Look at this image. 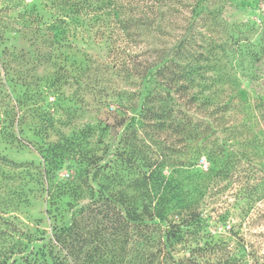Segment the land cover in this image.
I'll return each mask as SVG.
<instances>
[{"label":"rangeland","instance_id":"1","mask_svg":"<svg viewBox=\"0 0 264 264\" xmlns=\"http://www.w3.org/2000/svg\"><path fill=\"white\" fill-rule=\"evenodd\" d=\"M120 137L264 264V0H0V246L88 205Z\"/></svg>","mask_w":264,"mask_h":264},{"label":"trees","instance_id":"2","mask_svg":"<svg viewBox=\"0 0 264 264\" xmlns=\"http://www.w3.org/2000/svg\"><path fill=\"white\" fill-rule=\"evenodd\" d=\"M70 12L75 15V8ZM135 144L120 137L106 146L103 164L92 160L87 171L98 180L90 203L68 222L58 221L57 207L46 208L54 220L49 231H26L23 242L7 241L0 246V264H241L248 254L245 245L231 249L223 237L214 238L207 215L191 206L190 193L154 176L151 165L163 160L140 154ZM76 189L68 176L47 192L50 205L67 193L76 196Z\"/></svg>","mask_w":264,"mask_h":264}]
</instances>
